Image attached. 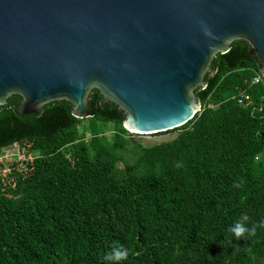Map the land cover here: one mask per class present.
I'll return each mask as SVG.
<instances>
[{
    "label": "trees",
    "instance_id": "16d2710c",
    "mask_svg": "<svg viewBox=\"0 0 264 264\" xmlns=\"http://www.w3.org/2000/svg\"><path fill=\"white\" fill-rule=\"evenodd\" d=\"M212 69L196 90L202 110L152 145L97 89L85 119L65 100L22 114V97L10 96L0 156L19 144L27 157L0 172V264H106L116 246L128 251L119 264H264V80L252 83L261 65L236 40ZM130 144L139 156L120 166ZM245 214L256 232L237 240L228 230Z\"/></svg>",
    "mask_w": 264,
    "mask_h": 264
},
{
    "label": "water",
    "instance_id": "95a60500",
    "mask_svg": "<svg viewBox=\"0 0 264 264\" xmlns=\"http://www.w3.org/2000/svg\"><path fill=\"white\" fill-rule=\"evenodd\" d=\"M236 40L264 75V0H0V108L65 100L85 119L97 89L130 133L172 130L202 110L196 90Z\"/></svg>",
    "mask_w": 264,
    "mask_h": 264
},
{
    "label": "rangeland",
    "instance_id": "374dc122",
    "mask_svg": "<svg viewBox=\"0 0 264 264\" xmlns=\"http://www.w3.org/2000/svg\"><path fill=\"white\" fill-rule=\"evenodd\" d=\"M114 133L113 126H110L109 129L102 131V135H105L109 140ZM177 132L172 133H156V134H135L132 133L133 137L140 141L143 145H152L155 143H160L161 141H166L174 138ZM118 153L121 155V163L130 162L133 163L137 160L139 156V150L133 149V144L127 145L125 148L120 149ZM27 154L24 152V149L16 144L14 146L5 147L2 149V155L0 156V172L4 175L8 173L11 168V165L15 163V159H26ZM21 168V167H20Z\"/></svg>",
    "mask_w": 264,
    "mask_h": 264
},
{
    "label": "clouds",
    "instance_id": "9594fccd",
    "mask_svg": "<svg viewBox=\"0 0 264 264\" xmlns=\"http://www.w3.org/2000/svg\"><path fill=\"white\" fill-rule=\"evenodd\" d=\"M180 167V165H177ZM249 217L245 214L242 215L233 225L229 228V232L237 239L250 237L255 235L256 227H247ZM259 227L264 228V220L260 221ZM128 251L123 249L122 246L113 247L111 251L105 254L103 257L106 264H119L120 261L127 259Z\"/></svg>",
    "mask_w": 264,
    "mask_h": 264
},
{
    "label": "built area",
    "instance_id": "2783aa9c",
    "mask_svg": "<svg viewBox=\"0 0 264 264\" xmlns=\"http://www.w3.org/2000/svg\"><path fill=\"white\" fill-rule=\"evenodd\" d=\"M261 80H264L263 72L261 74H259V75H256L254 77V79L252 80V83L256 84V83L260 82ZM237 100H238L239 103H243L245 100H247V102H249V103H252V100L249 98V96H247V95L244 96L243 94Z\"/></svg>",
    "mask_w": 264,
    "mask_h": 264
}]
</instances>
